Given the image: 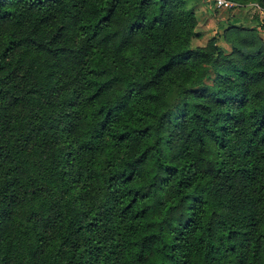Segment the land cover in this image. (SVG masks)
Listing matches in <instances>:
<instances>
[{"label": "trees", "instance_id": "obj_1", "mask_svg": "<svg viewBox=\"0 0 264 264\" xmlns=\"http://www.w3.org/2000/svg\"><path fill=\"white\" fill-rule=\"evenodd\" d=\"M249 22L198 46L188 0H0V264H264Z\"/></svg>", "mask_w": 264, "mask_h": 264}, {"label": "rangeland", "instance_id": "obj_2", "mask_svg": "<svg viewBox=\"0 0 264 264\" xmlns=\"http://www.w3.org/2000/svg\"><path fill=\"white\" fill-rule=\"evenodd\" d=\"M189 7L193 8L196 13V17L198 20V26L196 30L201 33V37L194 39V45L198 46H206L208 41L215 36H218V33L221 32L219 25L221 21H224L227 18H230L231 22L236 24H242L245 22V17H248V13H243L242 11H235L230 17L229 14L219 12V14H215L212 9L209 8L207 4L203 0H188ZM224 20H221V19ZM250 20V19H249ZM250 22L246 23L249 24ZM249 27H254V24L251 23ZM219 44L226 48L227 45L224 44L223 40H219Z\"/></svg>", "mask_w": 264, "mask_h": 264}, {"label": "built area", "instance_id": "obj_3", "mask_svg": "<svg viewBox=\"0 0 264 264\" xmlns=\"http://www.w3.org/2000/svg\"><path fill=\"white\" fill-rule=\"evenodd\" d=\"M205 4L209 6L210 9H212L213 12L216 11H228L232 10L234 11H243L247 12L249 14L248 19H252V17L255 14H258L260 17L264 15V8L260 6L258 3H248V4H241L237 3L231 0H203ZM254 26L257 27L259 31L262 32V29L256 25L255 22H253Z\"/></svg>", "mask_w": 264, "mask_h": 264}, {"label": "crops", "instance_id": "obj_4", "mask_svg": "<svg viewBox=\"0 0 264 264\" xmlns=\"http://www.w3.org/2000/svg\"><path fill=\"white\" fill-rule=\"evenodd\" d=\"M221 20H224V19L222 18ZM248 22H249V19H248V18H246V20H245V22H243V24H245V25L249 26L251 23H249V24H246V23H248Z\"/></svg>", "mask_w": 264, "mask_h": 264}]
</instances>
